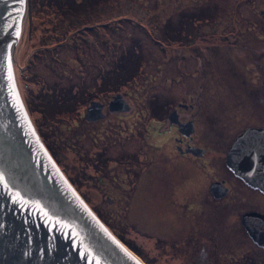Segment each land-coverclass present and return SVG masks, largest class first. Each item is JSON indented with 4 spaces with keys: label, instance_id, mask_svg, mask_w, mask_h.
<instances>
[{
    "label": "rangeland",
    "instance_id": "1",
    "mask_svg": "<svg viewBox=\"0 0 264 264\" xmlns=\"http://www.w3.org/2000/svg\"><path fill=\"white\" fill-rule=\"evenodd\" d=\"M28 1L32 6L26 13L24 4L14 77L42 141L53 150L64 176L76 182L84 203L96 209L116 240L139 261L177 264L176 258L188 264L184 256L190 252L182 248L185 232H175L178 227L166 206L154 210L140 203V160L134 155L140 150V100L160 94L181 98L187 85V94L199 99L208 127V163H218L241 129L264 123V108L244 89V82L254 91L264 83V58L258 53L263 49L255 51L253 41L257 36L264 43L259 15L264 0H257L261 5L256 10L253 0ZM237 93L243 94L245 105H235L240 100ZM119 94L139 112L123 122L125 140L110 145L104 136L108 142L113 139L107 130L114 121H87L86 115L92 103ZM72 99L73 111L63 113ZM52 111L59 112L57 117H51ZM145 116V124L153 123ZM96 147L102 152L97 154ZM122 152L130 154L129 167L125 161L113 167L117 172L108 176L105 188L115 201L107 203L105 188L95 185L98 164L92 155L118 159ZM211 219L209 226L233 228L230 221H220L223 217ZM223 231L220 239L208 231L214 247L211 264L231 259L228 253L237 246L228 239V229ZM175 233L179 241L170 240Z\"/></svg>",
    "mask_w": 264,
    "mask_h": 264
},
{
    "label": "water",
    "instance_id": "2",
    "mask_svg": "<svg viewBox=\"0 0 264 264\" xmlns=\"http://www.w3.org/2000/svg\"><path fill=\"white\" fill-rule=\"evenodd\" d=\"M24 3L0 0V264H136L66 181L31 120L14 77ZM100 109L92 103L86 120L104 118ZM226 163L264 193V129L242 132Z\"/></svg>",
    "mask_w": 264,
    "mask_h": 264
},
{
    "label": "flooded vegetation",
    "instance_id": "3",
    "mask_svg": "<svg viewBox=\"0 0 264 264\" xmlns=\"http://www.w3.org/2000/svg\"><path fill=\"white\" fill-rule=\"evenodd\" d=\"M253 1L256 10L261 1ZM259 15L264 20V10L260 9ZM253 41L257 44L254 46L255 51L263 49L262 53H258L264 58L262 38L254 36ZM244 84L245 91L254 95V102L264 108V83L255 91L253 85L248 88L245 82ZM184 86L186 94L181 98L179 95L172 97L160 94L151 99L140 100V150L134 154L137 160H140V164H137L141 178L140 203H145L154 210L166 206L170 212L169 219L178 227L175 232H185L182 248L190 252V256H184L188 264H211L214 247L209 242L208 231L215 232V236L220 239L224 237V228L228 229V239L233 238L237 246H233L228 253L231 259H226L222 264H264V193L237 177L226 163L234 140L248 128L264 129V123L241 129L231 142L226 144V150L219 155L218 163H208L211 147L208 141V127L200 113L199 99L196 97L194 100L187 94V85ZM237 94L240 100L235 105H245L243 94ZM97 104L101 105L100 113L104 114L102 121H114L110 122L112 125L107 130L113 139L108 142L104 136V141L112 145L125 140L122 124L139 112L135 105L121 94ZM98 115L97 113L96 117ZM145 115H148L153 123L145 124ZM95 152L99 154L102 149L96 147ZM104 152L106 154V149ZM129 155L122 152L118 159H110L106 155H92L97 158L94 163L98 164V172L91 165L97 172L95 185L104 189L108 176L117 172L113 167L119 166L123 161L128 164ZM109 161L117 162V165L108 164ZM128 167L129 164L126 168ZM115 178L117 177L111 179ZM134 189L131 191L133 194ZM103 195L105 202L115 201L106 188ZM209 204L214 206L213 210L208 209ZM212 216L223 217L220 221H230L233 228L221 227V223L209 226ZM180 239L178 233L170 237L171 241ZM155 244L157 245L156 241ZM155 244L154 249L157 251ZM222 248L223 245L218 253H221ZM173 260L180 264L178 259Z\"/></svg>",
    "mask_w": 264,
    "mask_h": 264
},
{
    "label": "trees",
    "instance_id": "4",
    "mask_svg": "<svg viewBox=\"0 0 264 264\" xmlns=\"http://www.w3.org/2000/svg\"><path fill=\"white\" fill-rule=\"evenodd\" d=\"M31 6H32V4H31ZM72 95V94H71ZM58 97V96H57ZM59 97H63L64 98V96H60L59 95ZM56 98V97H55ZM74 99V98H73ZM73 99H72V103L70 102L69 104H67V105H69V106H67V107H65V109L63 110V113H69V112H71V111H73L72 110V107H73ZM58 111L60 112V111H62L61 110V108L60 109H58ZM53 113L51 114V117L52 118H55V117H57V114L59 113V112H54V111H52ZM61 113V112H60ZM41 137V136H40ZM45 144V143H44ZM45 147L48 149V147L45 145ZM49 150V149H48ZM52 150V149H51ZM49 152H50V150H49ZM50 154H51V156H53L54 155V152H53V150L50 152ZM65 170V169H64ZM67 177V176H66ZM67 179L71 182V184L75 187V183H72V181H71V179L69 178V177H67ZM75 189H76V187H75ZM93 209H95L94 207H93ZM96 210V209H95Z\"/></svg>",
    "mask_w": 264,
    "mask_h": 264
},
{
    "label": "snow or ice",
    "instance_id": "5",
    "mask_svg": "<svg viewBox=\"0 0 264 264\" xmlns=\"http://www.w3.org/2000/svg\"><path fill=\"white\" fill-rule=\"evenodd\" d=\"M2 179H3V177H2V176H0V180H2ZM136 264H139V261H137V262H136Z\"/></svg>",
    "mask_w": 264,
    "mask_h": 264
},
{
    "label": "bare ground",
    "instance_id": "6",
    "mask_svg": "<svg viewBox=\"0 0 264 264\" xmlns=\"http://www.w3.org/2000/svg\"><path fill=\"white\" fill-rule=\"evenodd\" d=\"M24 21H25V19H24Z\"/></svg>",
    "mask_w": 264,
    "mask_h": 264
}]
</instances>
